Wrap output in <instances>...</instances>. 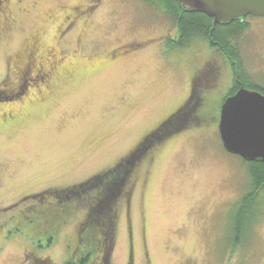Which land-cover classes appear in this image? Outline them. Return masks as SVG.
I'll use <instances>...</instances> for the list:
<instances>
[{"label": "rangeland", "instance_id": "374dc122", "mask_svg": "<svg viewBox=\"0 0 264 264\" xmlns=\"http://www.w3.org/2000/svg\"><path fill=\"white\" fill-rule=\"evenodd\" d=\"M79 1L4 0L0 82L35 43L43 50L57 48L63 9ZM143 1L104 0L93 19L73 32L68 58L50 86L36 84L24 96L0 100V209L30 189L75 185L115 165L186 96L196 66L213 48L199 38L197 64L186 54L175 65L183 50L159 42L167 28L176 29L175 19L172 15L167 25L164 12ZM153 37L160 38L152 42ZM77 38L83 40L81 53L72 52ZM238 39L246 73L264 85V21ZM130 42L144 46L131 48L135 53L128 57L108 58L111 49L120 52ZM215 62L219 74L212 97L219 106L235 73L221 56ZM12 113L16 118L6 120ZM145 158L118 201L111 264H264V189L239 225L242 196L253 186L251 165L225 149L218 121L173 135L154 158L152 151ZM43 199L0 213V264H20L28 254L46 264H66L71 257L85 208L70 215L51 243L48 234L35 231V221L7 224L38 201L48 207L76 204H55L54 194Z\"/></svg>", "mask_w": 264, "mask_h": 264}, {"label": "trees", "instance_id": "16d2710c", "mask_svg": "<svg viewBox=\"0 0 264 264\" xmlns=\"http://www.w3.org/2000/svg\"><path fill=\"white\" fill-rule=\"evenodd\" d=\"M146 1L156 2L158 6L162 4L167 7V10L170 8L168 13L173 15L179 25V31L184 38L183 44L190 42L196 35L204 36L211 45L220 47L233 67L235 77L230 93L222 99L219 106H216L211 98L202 100L201 113L197 118L191 116L192 120L189 123L206 124L219 120L221 105L228 96L235 94L241 86L258 89L255 81L253 82L245 71L238 39L239 35L249 27L245 20L246 16L215 23L214 18L202 12H194L176 0ZM3 3L4 0H0V12ZM6 97L7 95H3L0 100ZM149 139L152 141V138L149 137ZM146 151L145 147H139L114 167L101 171L86 181L65 188L57 195L58 201L55 204L72 202L76 203L75 205L65 208L58 205L48 207L49 205L41 206L42 203L39 204L38 201L29 204L30 212H16L11 216L13 218L23 217L25 223L35 221L33 225L35 231L48 234L52 241L60 226L67 222L70 215L78 209L85 208L87 210L85 218L77 230L76 241L71 246V257L66 264H111L118 225V201L132 184L134 170L146 156ZM248 162L251 164L253 181L255 184L260 183L264 186V162ZM256 196L257 193L252 192L243 199L238 216L239 225L244 222V212L253 205ZM34 214L36 216H33Z\"/></svg>", "mask_w": 264, "mask_h": 264}, {"label": "flooded vegetation", "instance_id": "af4514ba", "mask_svg": "<svg viewBox=\"0 0 264 264\" xmlns=\"http://www.w3.org/2000/svg\"><path fill=\"white\" fill-rule=\"evenodd\" d=\"M146 4V0L143 1ZM148 2V1H147ZM104 3V0H80L76 4L69 6L68 8L63 9V16L62 21L59 25V34H58V46L57 48L48 47L46 49H40L38 45L35 43L33 50L26 51L27 55L25 58L20 59V63L16 65V68L12 71V75L10 74V68H8L7 73L4 75L2 81L0 82V97L3 95H7L6 99L13 100L17 99L20 96L26 95L29 87L35 86L36 84L44 83L45 86H50L52 82V78L56 73L57 68L59 65H62L66 58H68L69 50L68 46L72 45L71 39L73 32L77 28L79 24H87L89 21L93 19V16L97 13L98 9ZM162 11L166 18L167 25L170 24L169 19H171L172 14L168 13L170 11L167 10V7L160 4L157 5L156 2L152 1V11ZM245 20L249 24V27L242 33L248 32L251 27H253L255 22H263L264 17L261 16H253L248 15L246 16ZM153 24V23H152ZM176 29H168L167 32L163 35L162 38L156 37L159 39V42L166 41V44L169 46H176L178 49L183 50L181 53L175 55V65H179L182 61L183 57L187 54L190 57L189 62L197 64L198 62V51L199 47V38H205L204 36L196 35L190 42L184 43V38L181 36L179 31V25L176 23ZM154 37L152 38L153 41H157ZM208 40V39H207ZM75 43L77 44V48L72 49V52H82L83 51V40L82 38H77ZM155 47L158 48L157 55L161 56V51L157 43L155 42ZM66 45V47L64 46ZM211 45V44H210ZM143 47L144 43H129V46L126 49L119 52L118 48L115 47L108 52V58L121 59L128 57L134 54V51H130L131 48H139ZM121 48H124L122 46ZM213 50L210 51L209 57L202 62L200 65L196 66V70L193 72L192 77L190 79V86L189 91L185 97L179 99L176 105L173 108L164 111V114L161 115L156 121L152 123V127L141 137H138L137 141L133 144V148L127 154L121 155L119 158L120 160L115 164H119L122 162L127 156L131 155L135 152L139 147H145L146 151V158L152 151V158H154L155 151L162 146L164 143H167L168 138L172 137L175 134H179L188 128L203 126L204 124H197V123H189L192 119L191 116L198 117L202 111V100L211 98L212 97V88L216 86L215 78L216 75L219 74L218 66H216L215 58L219 55L222 59H225V62L229 64V60L227 56L223 53V51L217 45H211ZM114 60V61H115ZM242 63L244 65V60L242 57ZM230 65V64H229ZM233 71V68H232ZM234 72V71H233ZM35 81V82H34ZM34 82V83H33ZM258 89H251V90H258L264 94V85L262 83L255 82ZM245 87V86H241ZM240 87V88H241ZM231 88V87H230ZM239 88V89H240ZM247 88V87H245ZM249 89V88H247ZM230 90V89H229ZM229 97V96H228ZM226 100V99H225ZM223 104V103H222ZM222 106V105H221ZM221 110V109H220ZM14 113L9 115V118H5L6 120H13ZM220 118V116H219ZM215 122L219 120H214ZM220 134V133H219ZM152 138V141H149ZM143 160L139 163L138 167L143 163ZM247 164L251 165L248 161H245ZM110 166L107 167L111 168L114 167ZM104 169V170H106ZM102 170V171H104ZM138 168H135L134 175L137 173ZM101 172V171H100ZM99 173V172H98ZM96 173V174H98ZM94 174V175H96ZM93 175V176H94ZM92 177V176H90ZM89 177V178H90ZM252 177V176H251ZM87 178V179H89ZM85 179L84 181H86ZM252 181V188L248 189L244 192L242 196L243 199L252 192H256L258 195V191L260 189H264V186L261 184H255L253 179ZM73 185V184H72ZM66 186L64 188H55L52 185H48L42 188H34L28 191H25L18 195L16 199L0 209V213L4 211H8L18 207L21 203L25 201H29L31 199H39L47 195V194H54L58 195L61 191L65 188H69L70 186ZM242 203V202H241ZM29 205L26 206L24 209L25 211L21 210V212H27L29 210ZM12 221H9L7 224L11 225H22L24 222L23 217L21 218H13L10 217ZM13 223V224H12ZM27 223V222H26ZM49 239V238H48ZM51 241V239H49ZM51 243V242H49ZM49 246V244H48ZM20 264H46L41 256H37L34 254H28L24 256L23 261Z\"/></svg>", "mask_w": 264, "mask_h": 264}, {"label": "water", "instance_id": "95a60500", "mask_svg": "<svg viewBox=\"0 0 264 264\" xmlns=\"http://www.w3.org/2000/svg\"><path fill=\"white\" fill-rule=\"evenodd\" d=\"M215 23L248 15L264 17V0H176ZM219 133L225 149L246 161L264 162V94L241 87L220 110Z\"/></svg>", "mask_w": 264, "mask_h": 264}]
</instances>
